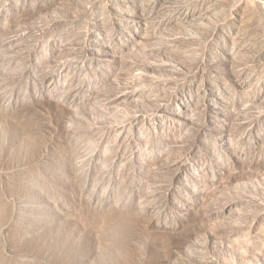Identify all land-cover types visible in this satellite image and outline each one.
I'll return each mask as SVG.
<instances>
[{
  "label": "rangeland",
  "instance_id": "1",
  "mask_svg": "<svg viewBox=\"0 0 264 264\" xmlns=\"http://www.w3.org/2000/svg\"><path fill=\"white\" fill-rule=\"evenodd\" d=\"M0 264H264V0H0Z\"/></svg>",
  "mask_w": 264,
  "mask_h": 264
},
{
  "label": "bare ground",
  "instance_id": "2",
  "mask_svg": "<svg viewBox=\"0 0 264 264\" xmlns=\"http://www.w3.org/2000/svg\"><path fill=\"white\" fill-rule=\"evenodd\" d=\"M255 169V168H254ZM252 170V169H251ZM245 174V173H244Z\"/></svg>",
  "mask_w": 264,
  "mask_h": 264
}]
</instances>
